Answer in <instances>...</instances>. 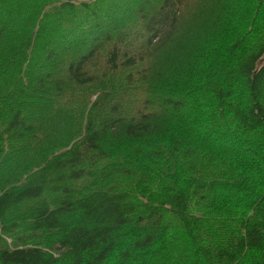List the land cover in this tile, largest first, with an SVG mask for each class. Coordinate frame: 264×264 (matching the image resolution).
I'll list each match as a JSON object with an SVG mask.
<instances>
[{"label": "trees", "instance_id": "obj_1", "mask_svg": "<svg viewBox=\"0 0 264 264\" xmlns=\"http://www.w3.org/2000/svg\"><path fill=\"white\" fill-rule=\"evenodd\" d=\"M0 264H264V0H0Z\"/></svg>", "mask_w": 264, "mask_h": 264}]
</instances>
